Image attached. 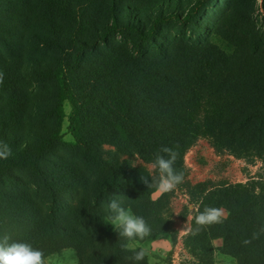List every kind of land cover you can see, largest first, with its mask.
Instances as JSON below:
<instances>
[{
    "label": "trees",
    "instance_id": "trees-1",
    "mask_svg": "<svg viewBox=\"0 0 264 264\" xmlns=\"http://www.w3.org/2000/svg\"><path fill=\"white\" fill-rule=\"evenodd\" d=\"M121 2L127 18L117 10L116 0H102L109 17L99 18L77 41L67 35L61 43L65 32L54 29L52 11V30L44 35L23 32L28 15L22 16L19 28L0 22V143L11 149L7 159H0V239L29 243L43 251L45 261L72 248L76 264H131L126 259L131 253L121 251L122 240L108 220L112 199L151 226L152 235L136 242L152 241L166 231L167 203L154 200L155 183L148 187L141 179L146 176L150 182L157 176L125 161L126 155L152 164L162 146L172 147L179 153L174 168L185 178L186 153L206 133L219 150L237 158L264 157V63L255 67V79L245 76L242 81L234 60L229 68L209 62L193 65L187 63V52L179 54L182 64L173 72L168 61L174 51L156 43L160 28L173 21L188 26L210 0L182 11L174 9L172 0H165V6L154 0ZM151 4L156 13L148 24L143 10ZM30 40L55 51L59 66L40 64L43 48H28L25 42ZM52 84L59 92L51 91ZM41 87L45 94L39 98L35 93ZM215 90L218 94L210 93ZM246 90L257 96L231 95ZM207 99H218V107L213 109ZM65 100L72 107L68 119L75 144H67L61 135ZM47 101H52L49 108ZM208 184L196 186L198 213L223 207L229 215L222 223L191 232L188 242L226 236L227 252L238 264H264V185L256 193L247 184ZM196 227L194 219L192 229ZM254 233H260L258 239ZM191 250L195 255L197 250Z\"/></svg>",
    "mask_w": 264,
    "mask_h": 264
},
{
    "label": "rangeland",
    "instance_id": "rangeland-1",
    "mask_svg": "<svg viewBox=\"0 0 264 264\" xmlns=\"http://www.w3.org/2000/svg\"><path fill=\"white\" fill-rule=\"evenodd\" d=\"M64 1L29 0V4H25L23 0H0V22L3 21L9 28H14L13 24L19 28L22 16L28 15L22 22V25L26 26L23 32L29 35L35 32L44 35L45 32L52 30L49 27L52 19L50 11H52L56 21L54 29L65 32L61 42L64 43L67 41V35L77 41V38L84 37L86 31L93 30L99 18L109 17L107 6L103 7L100 3L102 0H67L69 4ZM154 1H160L162 5H166L165 0ZM172 1L174 9L182 11L188 10L196 1L201 0ZM122 3L124 2L116 0L117 10L127 18V12ZM9 8H13L12 12H9ZM143 13L147 22L153 21L156 5L146 6ZM87 16L89 20L84 19ZM156 35L155 40L159 46L167 45L174 51V58L168 61L173 72L182 64L183 58L179 57V54L187 55L188 52L187 63L192 62L193 65L196 62H209L214 65L219 63L218 65L222 68H229L234 60L238 78L243 81L247 76L248 79L253 80L256 78L255 67L264 63V0H210V5L204 8L195 21L188 26L173 21L160 28ZM25 43L28 48H43L39 55L40 64L51 63L56 67L59 66L60 61L54 58L55 51L48 52L49 50L38 44L39 40H30ZM126 43L129 45L130 40L127 39ZM149 46L156 47L152 42ZM215 77L218 78V75L216 74ZM52 85H50L51 91L59 92L58 85ZM227 89L229 91V85ZM233 91L231 95L257 96L256 93L247 90L237 93ZM32 93L35 92L32 91ZM210 93L218 94L216 90ZM35 94L42 98L45 91L41 87ZM51 103L52 101L45 102L46 107L49 108ZM206 103L213 106V109L218 107V99L213 103L207 99ZM220 103L226 105V110H229L228 103L223 104L222 100ZM63 109L65 114L61 125L63 141L67 144H75L74 137L69 131L68 118L72 111L69 101L63 102ZM32 125L35 127L33 123ZM122 137L126 140L125 133ZM105 149L110 151L112 148ZM123 159L134 166L146 167L153 176H158V173L151 169V163H145L137 155H126ZM185 168L186 176L175 189L167 193H160L156 189L152 194L154 200L162 199L167 203L163 206L164 218L168 222V225H165L166 231L152 241L143 243L133 241L132 246L149 248L152 257L159 264H238V259L227 252L230 239L226 236L209 238L197 244L192 241L194 238L192 237L188 242L191 232L187 229L193 227L200 205L199 190L196 186L206 181L211 186L219 188L222 185L241 183L249 185L253 191L259 193L264 185V157L248 154L243 158H237L228 150H219L213 138L204 133L186 153ZM215 208L223 210L222 219L228 217L229 212L225 208ZM191 247L197 250L196 256ZM77 262V253L72 248L55 252L46 259V264H76Z\"/></svg>",
    "mask_w": 264,
    "mask_h": 264
},
{
    "label": "clouds",
    "instance_id": "clouds-1",
    "mask_svg": "<svg viewBox=\"0 0 264 264\" xmlns=\"http://www.w3.org/2000/svg\"><path fill=\"white\" fill-rule=\"evenodd\" d=\"M0 74V81H2ZM166 154V155H162ZM11 155V149L7 143H0V159H7ZM179 153L176 149L169 146H162L160 152L156 154L155 160L151 164V169L158 173L155 179L141 176L142 181L152 187L153 183L160 193H167L175 189L184 180L183 171H177L174 165L178 159ZM110 213L108 220L114 226L122 242L120 249L123 252H130L126 257L131 264H142L147 258V264H159L155 260L149 248L132 246L133 241H143L146 237L152 235V228L143 216L136 215L131 208H125L117 199H112L108 205ZM179 215V213H177ZM224 212L215 207H205L195 217L197 227H189L187 231L193 235L199 233L202 229L213 224L222 223ZM260 233H254L253 239H258ZM245 243H250L246 240ZM0 264H46L42 250L34 248L29 243L13 242L9 243V237L4 236L0 239Z\"/></svg>",
    "mask_w": 264,
    "mask_h": 264
}]
</instances>
